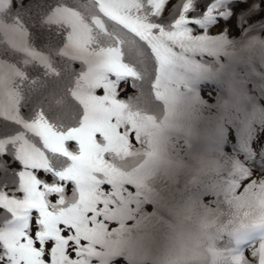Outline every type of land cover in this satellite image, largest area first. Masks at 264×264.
<instances>
[{"label":"snow or ice","instance_id":"snow-or-ice-1","mask_svg":"<svg viewBox=\"0 0 264 264\" xmlns=\"http://www.w3.org/2000/svg\"><path fill=\"white\" fill-rule=\"evenodd\" d=\"M247 9L264 20V0L230 15ZM223 10L222 0H0V264H98L118 231L116 160L137 150L169 67ZM235 186L264 198V178ZM233 261L264 264V240Z\"/></svg>","mask_w":264,"mask_h":264},{"label":"clouds","instance_id":"clouds-1","mask_svg":"<svg viewBox=\"0 0 264 264\" xmlns=\"http://www.w3.org/2000/svg\"><path fill=\"white\" fill-rule=\"evenodd\" d=\"M148 115L137 150L116 160L122 204L135 219L111 226L125 234L122 243L138 232L131 243L145 257L143 264H234L226 241L238 230L264 228V198L220 181L226 174L208 153L170 146ZM145 200L154 202L146 217L138 211Z\"/></svg>","mask_w":264,"mask_h":264},{"label":"rangeland","instance_id":"rangeland-1","mask_svg":"<svg viewBox=\"0 0 264 264\" xmlns=\"http://www.w3.org/2000/svg\"><path fill=\"white\" fill-rule=\"evenodd\" d=\"M254 22H255V20L254 19H252V18H248V20H247V22L245 23V25L242 27V30H243V32L244 31H247L249 28H252L253 26H254ZM218 30H220V28L218 29ZM242 32V33H243ZM217 37V36H216ZM233 38V36H229V37H227L226 39L228 40H230V39H232ZM238 38V35H236V36H234V38H233V42L236 40ZM225 38H208V39H206V41H205V46H207L209 49H213V47H215V48H222L223 47V44H224V42H223V40H224ZM233 44V43H232ZM176 65H177V68L176 69H178L179 67H181V68H184V67H186V66H190V65H195V60L194 59H185L184 57H183V55H180V60L176 63ZM74 67H76V68H79V64H75L74 65ZM169 76L171 77V76H173V67H169ZM168 81H169V79H168ZM170 88V87H169ZM169 88H168V90H169ZM172 89H173V94H177V96H179V94H180V91H181V89H180V87H179V85H174L173 87H172ZM211 99H213V98H209V100H211ZM140 215L141 216H148L149 215V212H148V214H145L143 211L140 213Z\"/></svg>","mask_w":264,"mask_h":264}]
</instances>
